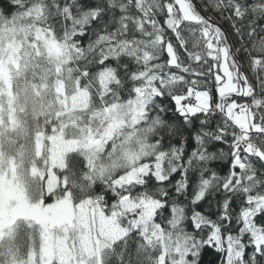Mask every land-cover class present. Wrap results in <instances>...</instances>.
Here are the masks:
<instances>
[{
	"label": "snow or ice",
	"instance_id": "6c2138e0",
	"mask_svg": "<svg viewBox=\"0 0 264 264\" xmlns=\"http://www.w3.org/2000/svg\"><path fill=\"white\" fill-rule=\"evenodd\" d=\"M206 249L264 264V0H7L0 264Z\"/></svg>",
	"mask_w": 264,
	"mask_h": 264
},
{
	"label": "trees",
	"instance_id": "16d2710c",
	"mask_svg": "<svg viewBox=\"0 0 264 264\" xmlns=\"http://www.w3.org/2000/svg\"><path fill=\"white\" fill-rule=\"evenodd\" d=\"M6 4H7V0H0V7H4ZM210 15H211V13H210ZM252 82H253V84L256 83L255 80H253ZM173 118H175V117H173ZM191 146H194V142L192 143ZM211 166L212 167H216L217 166V162H214ZM179 178L180 177H179L178 174L174 175V181L176 179H179ZM190 193H191V187L189 188V194ZM180 199H181V201H184L185 203L187 202V201L184 200V197H181ZM206 209H207V203L203 202L201 207L198 210L204 211ZM214 259H216V255H215V253H214V251L212 249H206L201 254V264H210V262L213 261Z\"/></svg>",
	"mask_w": 264,
	"mask_h": 264
}]
</instances>
